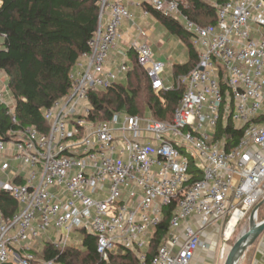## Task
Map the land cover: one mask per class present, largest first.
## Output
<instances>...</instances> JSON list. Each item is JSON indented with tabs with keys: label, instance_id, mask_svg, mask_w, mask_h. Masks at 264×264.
Masks as SVG:
<instances>
[{
	"label": "built area",
	"instance_id": "2783aa9c",
	"mask_svg": "<svg viewBox=\"0 0 264 264\" xmlns=\"http://www.w3.org/2000/svg\"><path fill=\"white\" fill-rule=\"evenodd\" d=\"M127 4L141 6L100 0L98 28L68 75L70 90L43 110L47 133L17 128L0 138V190L18 205L9 218L0 211V264H60L39 258L42 249L34 247L50 229L59 254L75 245L70 235L79 232L95 237L104 261L122 249L139 264H190L196 251L209 248L191 218L202 230L222 227L226 236L231 222L232 234L264 199V121H258L264 115V0L214 5L209 26L189 19L183 0H149L151 9L180 25L197 53L194 69L171 85ZM122 22L136 32L129 50L151 91L182 90L169 122L123 113L91 120L90 94L111 88L130 69L125 61L107 68ZM14 103L0 69V106L13 125ZM222 110L242 129L229 151L215 137ZM191 162L201 172L192 184ZM172 204L166 241L147 263L163 210Z\"/></svg>",
	"mask_w": 264,
	"mask_h": 264
},
{
	"label": "trees",
	"instance_id": "16d2710c",
	"mask_svg": "<svg viewBox=\"0 0 264 264\" xmlns=\"http://www.w3.org/2000/svg\"><path fill=\"white\" fill-rule=\"evenodd\" d=\"M227 0H183L182 11L201 26L214 25L216 9ZM100 0H0V69L8 79L13 96L12 124L6 109L0 106V138L17 128L35 127L46 134L48 127L43 120V110L62 98L71 88L68 77L80 55L89 52L88 42L97 30ZM167 33L179 38L186 46L188 60L172 67L174 80L185 75L198 63L190 37L177 22L155 12L145 2L141 5ZM133 61L125 75V84H114L104 91L89 96L93 109V122L106 121L113 113L144 117L146 113L159 122H169L181 97V88L156 95L151 91L145 72ZM223 92L226 89L222 88ZM258 121H264V115ZM224 138L225 150L235 147L242 137V129L234 128L223 110L215 132ZM190 184L201 178L200 170L190 163ZM18 205L9 194L0 190V211L7 218L17 213ZM175 211L172 204L163 210L161 224L156 228L147 256V263L156 249L165 243L169 220ZM79 247H68L59 254L52 244L46 243L37 253L45 260L55 259L60 264H139L130 252L118 249L104 261L96 253L95 237L82 235Z\"/></svg>",
	"mask_w": 264,
	"mask_h": 264
},
{
	"label": "crops",
	"instance_id": "0c3cea01",
	"mask_svg": "<svg viewBox=\"0 0 264 264\" xmlns=\"http://www.w3.org/2000/svg\"><path fill=\"white\" fill-rule=\"evenodd\" d=\"M148 1L149 0H130V2H132V3H134V2L140 3V5H142L143 2L148 4ZM127 9L130 11V13L134 17H136L138 12H139V9H142V8H141V6L136 8V7L132 6L131 4H127ZM142 10H143L144 14H146V15L149 14L145 9H142ZM106 19H107V17L105 18V20ZM134 22H135V18H134ZM124 23H125L124 24L125 26H129L127 34L128 35H134L133 39L136 40V38H137V35H135L136 32L132 29V27L129 25L128 22L127 23L124 22ZM136 26H137V24H136ZM154 31H155V29H151L150 31H146V34L148 36H146L144 40L146 42H148L150 47H151L152 58H154L155 61H158L160 63L162 62L164 64L163 70L166 67H168L172 73V67L174 65L184 64L186 62H184V63L173 62V61H171L172 58H170V57L165 58L161 52L159 53L157 50H159L160 45H159V42L155 41V37L153 36ZM119 33L121 34V39L118 42L116 49L111 51V53L109 55V59H108L109 64H108L107 68L110 70L115 69V67L117 65H119L121 62L125 61L124 58L128 57L129 51H130L129 48H130L132 41L130 39L127 40L126 37L123 35L124 33H122L120 30H119ZM120 60H122V61H120ZM172 77H173V74H172ZM169 80H170L169 77H165V81H166L167 85H171ZM190 221L192 222L194 229L196 231H198V230L200 231V238L209 245V248L207 250H200L199 249V251H196L195 257L193 258V260L191 261L190 264H211L212 259H213V255H214V254H212V252L215 249V246L217 244V240H218L217 236H218L219 228L217 226L212 225V226H209V227L205 228L204 230H202L199 222L196 221L195 218H191ZM41 240L42 239H39L34 246V247H37L39 250L43 249V247L46 244V243H43ZM41 243H43V244H41ZM39 247H41V248H39ZM245 253L246 254L243 257V261L242 262L240 261L241 264H264V232L254 242V244L248 248V250Z\"/></svg>",
	"mask_w": 264,
	"mask_h": 264
},
{
	"label": "rangeland",
	"instance_id": "374dc122",
	"mask_svg": "<svg viewBox=\"0 0 264 264\" xmlns=\"http://www.w3.org/2000/svg\"><path fill=\"white\" fill-rule=\"evenodd\" d=\"M135 18V23L137 24V26H139L142 30L144 29L145 31H150L151 29H155L153 36L155 37V41L159 42L160 48L159 50H157L159 53L161 52L163 54V56L165 58L170 57L172 58L171 61L173 62H180V63H184L187 62L188 57H187V53H186V46L183 43V41H181L179 38L177 37H173L171 35H169L164 26L161 25L160 23H157V21H155V19L151 16V15H146L144 14L142 9H139V12L137 14ZM125 23L122 22V27L120 29V31L122 33H124L123 35L126 37V39H130L131 41H134L135 39H133L134 35H128L127 31L129 29V26H125ZM136 35V33H135ZM146 36H148L146 34ZM1 43H2V37L0 36V48H1ZM122 59V58H121ZM125 59V63L127 64V66H131L132 65V57L131 55H128V57L124 58ZM122 61V60H120ZM161 76L163 79H165V77H169V82L170 84H173L175 82L174 78L172 77V73L171 70L166 67L162 73ZM120 84L124 85L125 84V78H122V80L119 81ZM149 117V115L146 113V115L144 116V118ZM14 166V165H13ZM1 176V175H0ZM264 218V205L260 208L258 214H257V220L258 222L262 221ZM248 224L246 222L241 223L240 225H238L234 232L231 234V236H229V238H225L224 236H222V232L223 229L222 227H219V232H218V240H217V244L215 246V249L213 250L212 254L213 255V259H212V263L211 264H219L220 261V257H221V250L225 249L228 246H231V244L239 237L238 235H240V233L243 230H247ZM48 237L42 235V237L40 239H42L41 241L43 243H49L51 244V241H53L55 239V233L52 229H50V231L48 232ZM48 238V239H47ZM71 241L72 243H75V245H73V247H79L81 244V240H82V234L79 232H73L70 235ZM41 243V244H43ZM41 248V247H39ZM243 261V258L241 259V262ZM241 262L239 264H241Z\"/></svg>",
	"mask_w": 264,
	"mask_h": 264
},
{
	"label": "water",
	"instance_id": "95a60500",
	"mask_svg": "<svg viewBox=\"0 0 264 264\" xmlns=\"http://www.w3.org/2000/svg\"><path fill=\"white\" fill-rule=\"evenodd\" d=\"M263 205H264V199L251 210L250 214L248 215L249 224L247 231L242 233L231 244V246H228L224 249L220 257L219 264H232V260L235 255L236 249L244 243H249V242L254 243L264 232V218L260 222L255 220L256 214L259 212L260 208Z\"/></svg>",
	"mask_w": 264,
	"mask_h": 264
},
{
	"label": "bare ground",
	"instance_id": "6f19581e",
	"mask_svg": "<svg viewBox=\"0 0 264 264\" xmlns=\"http://www.w3.org/2000/svg\"><path fill=\"white\" fill-rule=\"evenodd\" d=\"M246 223L247 224H249V220H248V216H247V218H246ZM232 227H233V222H231V224L228 226V229L226 230V236H224V237H227V238H229V234H231V232H232ZM247 229H248V227H247ZM247 230H243L241 233H240V235L242 234V233H244V232H246ZM240 235H238V236H240ZM254 243H244V244H242V245H240L237 249H236V251H235V255H234V257H233V260H232V264H239L240 263V261H241V259L245 256V252L248 250V248L249 247H251L252 245H253Z\"/></svg>",
	"mask_w": 264,
	"mask_h": 264
}]
</instances>
